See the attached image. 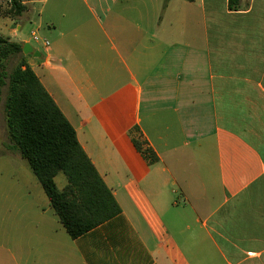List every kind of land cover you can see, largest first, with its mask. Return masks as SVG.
Segmentation results:
<instances>
[{
  "label": "crops",
  "instance_id": "1",
  "mask_svg": "<svg viewBox=\"0 0 264 264\" xmlns=\"http://www.w3.org/2000/svg\"><path fill=\"white\" fill-rule=\"evenodd\" d=\"M10 1L0 36L41 54L121 213L73 239L0 131V264H264V0H21L17 19Z\"/></svg>",
  "mask_w": 264,
  "mask_h": 264
},
{
  "label": "trees",
  "instance_id": "2",
  "mask_svg": "<svg viewBox=\"0 0 264 264\" xmlns=\"http://www.w3.org/2000/svg\"><path fill=\"white\" fill-rule=\"evenodd\" d=\"M242 1L228 0L229 9L240 10ZM26 10L21 0H11L4 14L17 19ZM15 57L18 62L9 71L8 62ZM5 88L4 113L12 146L27 160L68 234L77 239L118 216L121 208L113 193L79 143L75 129L27 64L23 45L0 36V103ZM134 132L137 151L149 164L156 163L159 158L154 150L138 128ZM59 173L67 181L62 190L55 180Z\"/></svg>",
  "mask_w": 264,
  "mask_h": 264
},
{
  "label": "rangeland",
  "instance_id": "3",
  "mask_svg": "<svg viewBox=\"0 0 264 264\" xmlns=\"http://www.w3.org/2000/svg\"><path fill=\"white\" fill-rule=\"evenodd\" d=\"M39 36H41L40 33H39ZM17 62H18V59L16 57L11 59L8 62V70L11 71L15 67ZM5 94H6V88L4 89V94L2 97V101L0 103V131H2V132L6 131V137L9 138L7 128H6L5 113H4ZM8 138L6 139V142L11 143L10 139H8ZM8 169L9 168L5 164V161L1 160L0 161V179H3L7 175ZM26 170H27V177H28V190H29V192H31L36 197V199L38 200L39 203H42V204L45 203L46 204L47 202H49V199H48L41 183L39 182L38 178L36 177V175L34 174V172L32 171V169L30 168L29 165H27ZM55 180H56V183H57L58 188L60 190H62L67 183L66 177L63 173H59L56 176ZM3 187L4 186L2 184H0V189Z\"/></svg>",
  "mask_w": 264,
  "mask_h": 264
},
{
  "label": "water",
  "instance_id": "4",
  "mask_svg": "<svg viewBox=\"0 0 264 264\" xmlns=\"http://www.w3.org/2000/svg\"><path fill=\"white\" fill-rule=\"evenodd\" d=\"M23 54L25 55H38V56H41V54H39L38 51H35L33 46L31 44H25L24 47H23Z\"/></svg>",
  "mask_w": 264,
  "mask_h": 264
},
{
  "label": "built area",
  "instance_id": "5",
  "mask_svg": "<svg viewBox=\"0 0 264 264\" xmlns=\"http://www.w3.org/2000/svg\"><path fill=\"white\" fill-rule=\"evenodd\" d=\"M33 38H34L35 41H39L40 40V38L36 34L33 36ZM44 43H45L46 46L49 45V42L46 41V40L44 41Z\"/></svg>",
  "mask_w": 264,
  "mask_h": 264
}]
</instances>
